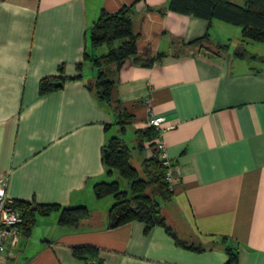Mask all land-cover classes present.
Instances as JSON below:
<instances>
[{
    "label": "crops",
    "instance_id": "0c3cea01",
    "mask_svg": "<svg viewBox=\"0 0 264 264\" xmlns=\"http://www.w3.org/2000/svg\"><path fill=\"white\" fill-rule=\"evenodd\" d=\"M167 2L0 0V182L12 201L90 211L77 227L60 226L58 210L36 214L0 264H225L227 249L236 264H264V60L233 55L241 27ZM125 4L140 33L138 52L163 55L148 66L126 60L114 72V94L130 115L122 132L111 106L87 87L97 69L83 53L108 50L90 46L88 28L100 11ZM204 35L209 48L187 44ZM57 75L67 78L62 86L40 95L39 80ZM149 115H163L158 138L180 170L161 213L197 249L159 225L109 227L113 197L94 195V184L113 175L102 161L110 136L126 141L137 168L156 149L157 135L140 134ZM83 244L96 246L97 256L76 257L72 246Z\"/></svg>",
    "mask_w": 264,
    "mask_h": 264
},
{
    "label": "trees",
    "instance_id": "16d2710c",
    "mask_svg": "<svg viewBox=\"0 0 264 264\" xmlns=\"http://www.w3.org/2000/svg\"><path fill=\"white\" fill-rule=\"evenodd\" d=\"M167 8L181 13H190L198 17L210 19L212 17L239 25L241 27V43L233 50V55L247 60L261 59L258 55L246 49L243 43L253 40L264 43V0H244L243 4L232 0H168ZM132 5H122L114 12L100 11L98 17L88 28V40L92 47L109 44L106 52L91 55L84 51V58L90 60L97 69L94 78L87 84L89 90L103 101H106L117 114L119 130L124 131L126 119L130 116L114 94V72L126 61L144 66L151 65L163 53L145 55L138 52L137 40L140 33L133 26ZM206 36L195 38L188 45L197 44L199 47L209 48ZM117 41L118 44L113 43ZM227 45L215 46L214 51H223ZM211 50V49H210ZM67 78L62 75L45 76L39 80L38 93L62 86ZM143 135H157L154 127L150 126L140 131ZM154 143H151L153 145ZM142 141H137V147L142 148ZM136 147V148H137ZM131 148L119 135H112L102 147V161L106 173H117L118 177L127 182V188L121 189L117 177L114 180L98 181L93 186L97 198L111 195L113 201L107 211V225L116 227L130 221H141L145 229L152 226H162L177 243L188 246L178 239L173 229L166 224L161 213V201L170 199L172 189L165 179V166L161 163L157 150L144 157L138 169L130 162ZM12 206L19 210L24 217L20 229L27 232L35 221L36 214L46 215L58 210L57 223L63 227H77L81 220L90 214L85 204L60 206L56 203H38L34 201H12ZM190 248H195L189 245ZM98 248L93 245L83 244L72 246V253L78 257H96ZM228 258L225 264H236V251L227 249ZM100 260L97 261V264Z\"/></svg>",
    "mask_w": 264,
    "mask_h": 264
},
{
    "label": "built area",
    "instance_id": "2783aa9c",
    "mask_svg": "<svg viewBox=\"0 0 264 264\" xmlns=\"http://www.w3.org/2000/svg\"><path fill=\"white\" fill-rule=\"evenodd\" d=\"M146 102H148L146 100ZM163 115H149L148 125L155 128L157 138L155 148L163 166H165V179L171 185L174 175L179 174V167L167 156L164 142L158 138L162 130ZM24 222L21 212L12 206V200L7 196L5 186L0 182V257L9 253L13 255V247L20 235V225Z\"/></svg>",
    "mask_w": 264,
    "mask_h": 264
},
{
    "label": "rangeland",
    "instance_id": "374dc122",
    "mask_svg": "<svg viewBox=\"0 0 264 264\" xmlns=\"http://www.w3.org/2000/svg\"><path fill=\"white\" fill-rule=\"evenodd\" d=\"M232 1H234V2H236V3H239V4H243L244 3V0H232ZM232 25H236V24H232ZM233 27V29H234V27H238L239 29H240V26L239 25H236V26H232ZM236 29V28H235ZM239 31V30H238ZM235 34V33H234ZM237 34H239V33H237ZM239 37H242V36H240V35H238ZM247 42H249L248 44H247V46L249 47V49H254V50H256L257 52H260L261 54H264V49L262 48V47H264V43H262V42H255V41H253V40H246ZM245 41V42H246ZM234 42H235V40H234ZM251 43H258V44H251ZM254 45H261L262 47L261 48H259V47H257V46H254ZM128 143L131 145V142H129L128 141ZM136 153L139 155V152H137L136 151ZM132 162H134V163H138V162H136L135 160H133L132 159ZM138 169H140L139 167H138ZM117 177V180H118V182H119V186H120V188L121 189H126L127 188V182H126V180H124L123 178H121V177H118L117 176V173L116 172H114L113 173V175L111 176V177H109L107 180H114L115 178ZM112 197V196H111Z\"/></svg>",
    "mask_w": 264,
    "mask_h": 264
}]
</instances>
